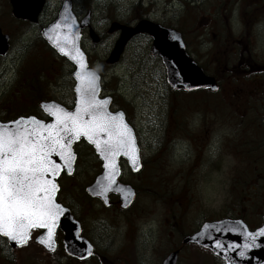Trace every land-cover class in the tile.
<instances>
[{"label":"rangeland","instance_id":"rangeland-1","mask_svg":"<svg viewBox=\"0 0 264 264\" xmlns=\"http://www.w3.org/2000/svg\"><path fill=\"white\" fill-rule=\"evenodd\" d=\"M61 2L49 0L42 27L57 14ZM137 2L77 0V9L92 11L94 28L106 36L105 43L93 47L85 33L84 48L89 53L90 62L104 78L105 93L114 97L117 109L125 111L129 122L136 129L138 139L144 145L148 162L155 167L152 177L147 174L146 182H138L137 188L141 194L136 199L135 208L127 214L136 220L137 237H150L148 232L151 228L158 225L161 227L160 220L171 217L170 213L169 217L164 212V204L173 205L174 223L179 221L181 224L179 231L174 228V244L182 236L197 230L203 222L223 217L243 218L255 228L264 215V155L258 156L259 153L254 150L257 146L261 148L257 140L260 137L258 128L251 121L256 120L257 114L252 111L250 117L243 119L239 114L242 99L238 87L235 88L237 83L225 79L220 82L219 78L221 87L218 93L197 91L195 95L191 93L189 96L174 92L167 84L161 60L150 55L149 40L140 37L128 45L118 64L105 65L104 60L115 41L107 39L108 27L117 20L136 22L137 10L133 7ZM143 2V12L148 9L147 16L143 18L181 28L192 56L208 72L216 69L214 62L204 60L205 49L210 44L200 39L204 31L198 30V27L206 26L205 16L212 17L213 22H216V16L221 15L223 18L219 20L222 22L219 26L227 27L225 23L230 22L235 3L209 0ZM10 10L8 1L0 0V25L11 35V50L8 54L11 56L9 60L0 61V94L5 92L0 96V113L2 109L4 112L13 110V101L18 99L14 91L6 90V84H10L14 76V69L20 81L29 80L28 75L32 69L49 70V77L44 78L47 97L60 96L62 92L65 94L73 86L72 67L53 52L50 53L41 38V28L16 20ZM223 71L228 72L225 69ZM231 72L236 74L238 69L231 67L228 74ZM254 107L257 111L261 110L260 107ZM155 154H158V159L151 162ZM89 161L87 159V162L79 163L76 174L81 183L72 182L71 185L72 192L78 198L75 186L80 187L94 176L95 164ZM64 186L69 192L66 182ZM133 213L135 217H131ZM111 218L117 225H121L117 235H122L126 230V221L122 218L127 217L112 215ZM35 238V233H32L29 242L18 249L15 264H53V255L38 246ZM165 247L163 244L158 249L157 257L148 255L133 258L129 263L159 264V255ZM4 255L0 245V263L6 261ZM122 261L123 264L127 263ZM178 262L223 264L208 250L193 245L186 248ZM82 264L100 263L94 260Z\"/></svg>","mask_w":264,"mask_h":264},{"label":"flooded vegetation","instance_id":"flooded-vegetation-1","mask_svg":"<svg viewBox=\"0 0 264 264\" xmlns=\"http://www.w3.org/2000/svg\"><path fill=\"white\" fill-rule=\"evenodd\" d=\"M7 1L9 4V0ZM47 1L49 2V0ZM209 1H231L236 5L230 22L227 21L225 23L227 27L223 25L222 27L219 26V23H222L219 22V20L223 18L221 14V17L216 16V22H213L212 17L205 16L206 26L204 28L198 27V30L204 31L200 35V39L208 41L210 44L205 49L204 60L214 62V65L221 63L222 65L229 67V69L226 70L228 72L231 70V67H236L238 69L236 74L234 72L226 74L225 81L237 83L235 88L237 89L238 87V93L242 99L239 107V114L241 113L242 119L247 116L250 117V112L252 111L257 114L256 120L251 121L254 123V126H257L258 128L260 137L257 140L260 141V144L263 147L262 152L264 153V0ZM48 6L49 5L46 6L39 22L33 26H37L42 30V22ZM73 10L79 18L86 13L85 10L82 11L77 9V0H73ZM10 12H12V10H10ZM210 14L215 16L214 13ZM54 17L55 16H53L51 20L54 19ZM1 29L4 34L10 36L11 45L10 33L5 32L2 27ZM107 33L108 32L106 31V35ZM98 34L101 39L100 44L105 43V34H101L100 32H98ZM139 37L148 39L151 45V40L148 36L143 35ZM139 37H136L135 39ZM117 38L118 34L108 33L107 35V39H112L113 41L115 39L114 43ZM9 56L11 55H7L6 57L0 56V61L9 60ZM47 72H49V70L44 68L42 70L32 69L28 75L29 80L20 81L19 76H17V71L15 69L13 70L14 76L12 81L9 82L10 84H6V90L9 89L14 91V94L18 96V99L13 101V110L4 112L2 109V112L0 113L1 122L14 121L21 117H36L38 120L49 122L50 118L41 108L43 102H55L70 109L73 107L74 84L71 91H66L65 94L62 92L60 96H46L44 90L47 87V84L45 83L44 78L46 79L49 77ZM57 85L60 86L61 83H58ZM4 93L5 92L1 93L0 96ZM254 106L260 107L261 110L257 111ZM112 110L118 111L120 109H117L114 105L112 106ZM138 144L142 165L140 172L134 173L126 160L120 159L119 161L120 183L132 186L136 191V199L141 194V191L137 188L138 182H146L147 174L149 177H152L155 169V167L151 166L148 162L149 157L147 159L144 145L140 140H138ZM76 152L78 156L77 166L80 162H87V159L90 160L89 162H94V176L89 178L88 181L82 183L80 187L75 186L79 193L78 198L72 192L71 187L72 182L81 183L77 179V174L73 176L62 174L58 181L59 192L57 202L67 209L75 220L80 223L81 236L92 244L93 254L91 258L86 261H79L69 257L66 254L63 243L65 236L59 228L56 233L57 246L51 255H59V258H61V264H82L94 260L100 264H123L124 262L122 260L127 262L126 264H132V262L129 263V260L133 258L147 257L148 255L157 257L159 253L158 249H161L162 245L165 244V250L159 255V264H163L164 260L175 250H180V261L186 248L191 245L183 244V239L186 235L182 236L177 244H174V228L179 231L181 224L179 221L174 223L173 205L163 203L166 206L164 212L167 216H169L170 213L171 217L169 216L170 218H165L164 221L160 220V224H162L161 227L158 225L151 228L148 232L150 237L144 239L137 237L135 231L136 220L129 218V215H127L135 208L136 199L129 208L124 209L120 197L116 194H109L107 203H104L98 198L91 197L87 192V188L95 182L96 178L102 172L101 161L96 155L93 147L85 141H81L76 145ZM157 155L158 154L152 155L153 157L150 159L151 162H155V160L158 159ZM64 182L69 186V192L65 190ZM112 215L127 217L122 218L126 221V223H124L126 230L122 235H117L119 233L118 229L121 228V225L115 223L111 218ZM135 216L136 214L133 213L131 217ZM112 220L114 224L111 223ZM32 233H35V235L38 236L41 231L34 230Z\"/></svg>","mask_w":264,"mask_h":264},{"label":"water","instance_id":"water-1","mask_svg":"<svg viewBox=\"0 0 264 264\" xmlns=\"http://www.w3.org/2000/svg\"><path fill=\"white\" fill-rule=\"evenodd\" d=\"M9 2L12 8V14L16 19L28 21L32 24L38 23L39 17L46 5V0H9ZM90 20L91 16L89 13L81 22H79L77 17L73 13L72 0H64L57 14V17L52 23L42 29L41 36L58 56L66 59L74 67L72 78L75 82V102L78 101L80 97V94L76 90L77 87H84L81 81L77 79L76 72H80L85 76L94 75L95 77H97L96 97L99 100H106V108L109 112H112V97H100L102 92V77L95 69L89 67L88 56L81 46L83 37L82 32L84 29L89 30V37L94 46H96L100 42L99 35L94 31ZM57 24L61 25V27H54ZM64 25H68V27H63ZM114 32H119V38L115 42L109 58L106 60L107 65L115 64L120 60L126 49V46L135 36L148 35L152 40L151 55L153 57H158L161 60L165 68L167 84L173 91L195 92L202 89H210L211 91L215 92L219 89L218 85L216 84V80L213 77L206 75L204 70L188 54L182 34L177 29L168 28L150 20H141L134 26L120 24L119 22H113L109 29V33ZM66 35L68 36V40H65ZM9 40V36L4 35L0 28L1 57L6 56L9 51ZM60 46H63L65 48L64 52L60 51ZM77 49L79 50V54H77ZM73 55H78V60H83L84 68H80L78 60L72 59ZM86 83L87 81L84 82V84ZM52 104L55 103L49 102L41 104L42 110L47 116L52 119V121L49 123H54V117H52L47 111V109ZM69 111H75V106L72 110ZM117 112L123 114L125 123L128 124L129 128L132 131V135L135 139V144L138 149V168H135L131 163L129 157L124 156L123 153L118 155L116 157L118 171L115 176V184L106 194L100 195V186L107 183L105 173L108 171L104 167L105 161L103 157L100 156V154L97 152L95 145L84 137H81L79 140L73 141L72 151L74 152V146L76 145V143H78L81 139H85L90 145L94 147L96 154L102 162L103 172L87 189L89 195L94 198L101 199L104 203H107L109 194H116L120 196L122 207L128 208L134 202L136 193L134 188L130 185H124L120 183L119 160L120 158L125 159L133 172H139L142 166L140 162V152L137 144L135 130L128 123L125 113L123 111ZM18 120H21V118L15 121ZM13 122L14 121L8 123L0 122V125H4L8 128H14L16 125ZM52 158L57 160L58 163H63L55 154H53ZM76 159L77 157L75 154V159L71 163V170L62 167L60 172L55 177H51L52 179H54L57 185V180L62 172H66L68 175H72L74 173ZM58 190L59 188L54 194L55 200L57 198ZM61 207L63 211L61 212L57 221V226L53 237V247L50 249L46 246V244L41 242V240L45 239L47 235L46 229L41 228H34L42 231V233L35 239L36 244L42 247L46 252L53 253L57 246L56 233L60 228L65 236L63 243L67 255L80 261L89 259L93 254V246L88 242L87 239L81 236L80 223L75 220V218L67 209H65L62 205ZM262 220L263 221L261 226L254 230H251L243 219L223 218L216 221L205 222L197 232L186 236L183 240V243L193 244L210 251L214 256L221 259L224 264H264V235L260 233V229L264 228V216ZM34 229L30 230V236L27 242L23 245H20L17 242L4 237L3 234H0V237L7 241L10 248L17 249L28 243L31 237V233ZM248 233H252V235H248ZM217 241L220 242V247H217ZM245 244L253 246L245 248ZM240 252H244L245 255L240 256ZM179 253V250L171 253L164 260L163 264H177Z\"/></svg>","mask_w":264,"mask_h":264},{"label":"snow or ice","instance_id":"snow-or-ice-1","mask_svg":"<svg viewBox=\"0 0 264 264\" xmlns=\"http://www.w3.org/2000/svg\"><path fill=\"white\" fill-rule=\"evenodd\" d=\"M65 40H68L67 35ZM60 51L64 52L65 48L60 46ZM76 51L79 54V50ZM72 59L78 60V55H73ZM78 63L84 68L82 59ZM76 76L84 87L76 89L80 97L75 102V111L52 104L47 111L54 117V123L28 117L14 121V128L0 125V234L20 245L27 242L31 229L41 228L47 232L41 242L50 249L53 247L54 232L63 209L54 198L58 185L51 177L62 167L71 170L75 159L74 140L86 138L105 161L107 183L100 186V195L115 184L118 155L123 153L135 168L139 167L135 139L123 114L109 112L107 101L97 99V77L80 72H76ZM53 154L63 163L53 159ZM260 233L264 235V228ZM220 246L217 241V247ZM251 246L244 245L245 248Z\"/></svg>","mask_w":264,"mask_h":264},{"label":"trees","instance_id":"trees-1","mask_svg":"<svg viewBox=\"0 0 264 264\" xmlns=\"http://www.w3.org/2000/svg\"><path fill=\"white\" fill-rule=\"evenodd\" d=\"M144 5V2H143V0L141 1V0H138V2L136 3V5L133 7V9H136L137 10V16H138V20H142L143 19V16H147V14H148V12H147V10L148 9H145V13L143 12V9H141L142 8V6ZM122 22H124V21H122ZM175 27V26H174ZM179 30H181L182 31V29L181 28H178ZM222 64L221 63H219V64H217L216 65V69L215 70H213L212 72H208V69L205 67V66H203L204 67V69L206 70V72L209 74V75H211V76H213L214 78H216V80L219 82V78H220V82H221V80H224L225 79V75L226 74H228V72H224L223 70L225 69V70H227V69H229V67H225V66H221ZM204 92H206L207 94H210V92H208L207 90L206 91H204ZM234 92H236V91H234ZM233 92V93H234ZM191 93H189L188 95L189 96H191L190 95ZM196 93H194L193 95H195ZM187 95V94H186ZM251 124V123H250ZM261 145V144H260ZM257 153H259V155L258 156H260V155H264V153L262 152V150H263V147H262V145H261V148H259L258 146H257V148H255L254 149ZM259 172H260V167H259ZM261 173V172H260ZM264 175V174H263ZM261 222V221H260ZM250 224V223H249ZM251 225V224H250ZM259 225H260V223H259ZM258 225V226H259ZM0 245H1V250L2 251H4L5 252V255H4V257H5V262H1L0 264H15L16 263V260H15V253L18 251V249H16V250H13V249H11L9 246H8V244H7V242L4 240V239H2V238H0ZM58 255V254H57ZM53 258H54V261H53V264H61V258H59V255L58 256H56L55 255V257H54V255H53ZM52 258V259H53Z\"/></svg>","mask_w":264,"mask_h":264}]
</instances>
